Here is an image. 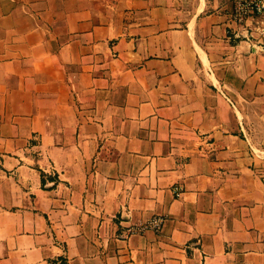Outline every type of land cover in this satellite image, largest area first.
<instances>
[{
    "label": "crops",
    "instance_id": "obj_1",
    "mask_svg": "<svg viewBox=\"0 0 264 264\" xmlns=\"http://www.w3.org/2000/svg\"><path fill=\"white\" fill-rule=\"evenodd\" d=\"M231 10L0 0V264H264V15Z\"/></svg>",
    "mask_w": 264,
    "mask_h": 264
},
{
    "label": "built area",
    "instance_id": "obj_2",
    "mask_svg": "<svg viewBox=\"0 0 264 264\" xmlns=\"http://www.w3.org/2000/svg\"><path fill=\"white\" fill-rule=\"evenodd\" d=\"M231 18L235 22H241L249 16L264 15V0H231ZM182 191L181 186H175L174 192L178 195ZM164 221L162 215H152L145 221L134 223L128 227V232H142L146 229L158 230Z\"/></svg>",
    "mask_w": 264,
    "mask_h": 264
}]
</instances>
